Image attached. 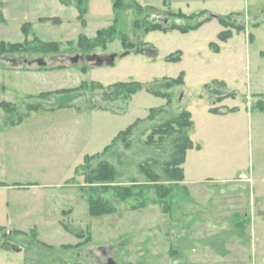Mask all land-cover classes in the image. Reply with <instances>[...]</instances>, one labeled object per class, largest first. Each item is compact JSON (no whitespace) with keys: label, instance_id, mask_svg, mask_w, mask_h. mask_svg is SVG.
Segmentation results:
<instances>
[{"label":"rangeland","instance_id":"374dc122","mask_svg":"<svg viewBox=\"0 0 264 264\" xmlns=\"http://www.w3.org/2000/svg\"><path fill=\"white\" fill-rule=\"evenodd\" d=\"M135 1L156 12L137 15L133 9H128L121 13L118 29L127 35L130 43H146L144 53L137 54V50L132 49L124 56L126 51L119 40L107 45L105 51L98 49L91 53H84L76 46L78 36L91 38L113 24L115 14L111 0H87L85 29L77 20L74 6L64 7L59 0H0V42L22 44L25 40L37 39L60 45L56 54L0 57V103H9L15 108L14 116L0 109V128L24 115L29 104H39L42 109L24 118L26 124L49 122L42 110H56L62 105L80 110L94 106L122 114L116 125L117 130L122 131L139 120L141 123L130 137L132 148L128 151L121 145L115 147L116 153L129 163L120 181L127 186L129 178L139 174L138 165L144 158L159 156L162 160L166 157L159 150L153 155L144 146L153 126L185 110L193 122L189 131L191 141L201 140L205 145L199 156L188 151L182 167L191 185L188 187L191 197L184 189L174 187L166 213L154 204L153 191H149L146 198L137 197L127 203L110 199L116 213L93 218L88 215L85 194L76 187L55 190L52 194L32 189L0 192V212L14 209L11 201L14 200L15 209L24 206V212L30 216L22 227L4 228L5 232L0 235V264H264V221L258 216L252 195L253 188L256 197L258 191L264 192V114L251 113L248 109L257 101V96L264 95V0ZM168 9L186 16L201 11L215 17L239 13L240 16L234 18L235 24L243 27L244 32L235 34L232 30V38L224 45L217 38L221 26L216 19L185 35L177 31L143 35L141 29H133L132 23L137 20L166 23ZM41 19L48 22L41 23ZM25 24L29 25L26 37L21 32ZM210 44L224 45V48L220 54H214ZM170 55L178 56V60L165 61ZM110 56H117L113 66L95 67L93 60L86 59ZM58 66L64 69L50 70ZM181 73L184 84L168 92L172 95L167 108L164 99L144 90L129 101L108 96L107 87L117 83L159 86L163 80L176 79ZM215 81L226 87L220 90L221 94L233 93L234 99L215 105L211 91L215 89L211 86ZM82 85L83 88L69 94L52 95L43 101L36 99L42 93L71 91ZM96 85L102 89L94 87ZM205 85H210V89H204ZM162 107L166 108V113L155 115L152 121L146 120L149 110ZM233 108L239 112H227ZM210 109L228 114L211 115ZM74 113L76 110H61L59 115L65 117L64 122H70ZM16 150L18 147L10 140L0 139V160L6 158L0 165V182L9 185L45 183L37 177V171L30 170L22 178L12 174V162L21 159L20 155H12ZM194 155L201 158L199 163L194 162ZM41 157L42 153L26 156L33 162L29 165L31 169ZM111 158L109 161L113 163ZM201 178L209 179L203 185L205 193L197 195V187L192 184ZM248 179L252 184L246 181ZM221 180L231 184L221 185ZM139 181H143L142 178ZM75 184L83 186V177H76ZM50 198H53L51 203ZM139 204H144V208H138ZM131 207L136 209L131 210ZM49 208H53V219L44 221L41 218ZM62 223L67 224L71 232L82 233L83 238L77 240L65 232ZM202 224L217 227L199 228ZM204 229L210 232L202 234ZM12 231L23 235L16 236ZM197 231L200 232L195 235ZM188 236L191 240L186 245H193L195 253L185 254L179 249L177 255L175 245ZM86 238L89 242L77 249L63 248L74 247ZM182 255L188 259L181 258Z\"/></svg>","mask_w":264,"mask_h":264},{"label":"trees","instance_id":"16d2710c","mask_svg":"<svg viewBox=\"0 0 264 264\" xmlns=\"http://www.w3.org/2000/svg\"><path fill=\"white\" fill-rule=\"evenodd\" d=\"M60 5L64 7H71L77 10V20L81 26L85 25L84 17L87 14V0H59ZM112 12L115 14L113 24L105 29L96 32L95 36L88 39L82 35L78 36L76 46L84 53H91L95 50L105 51L107 45L113 43L115 40H119L120 44L126 51L124 54L128 55L132 49L137 50V54L144 53L143 47L146 43L139 42L134 45L129 42L127 35L118 29V19L121 13L128 9H133L135 14L140 15L144 12H156L151 7H141L135 0H111ZM164 5L165 2H164ZM239 13H231L225 17H216L219 25L224 31L218 34L217 38L221 43H225L233 36L232 30L235 34L244 32V28L235 24L236 17H239ZM166 23H151L144 21H133L132 27L134 30L141 29L143 35H148L152 32H162L164 34L177 31L181 34H188L190 32L198 31L204 24L213 20V17L206 11H201L196 14L184 15L181 12H171L169 9L166 13ZM235 18V19H234ZM2 21L0 15V22ZM41 23L48 22V20L41 19ZM50 22H53L51 20ZM28 24H25L21 28L23 36H27ZM68 46L71 43H67ZM142 45V48H141ZM136 46V47H135ZM210 49L217 52V46L214 44L209 45ZM60 49L58 43H44L37 39L32 41L25 40L22 44H6L0 42V57L4 56H21L24 54H56ZM178 56L173 58L172 55L165 58V61H177ZM45 69V68H42ZM63 66H58L50 70H61ZM85 70V69H82ZM183 74L181 73L176 79H165L159 86H147L140 83H117L107 87L109 90L108 96L113 100L123 99L129 101L133 95L139 91L144 90L146 93L161 98L166 101L164 107H169L171 104V93L169 91L183 86ZM211 86H215L212 89V94L215 97V105L222 103L227 99H234L233 93L221 94L220 90H224L226 87L221 82H212ZM210 85H205L204 89H210ZM84 86L71 91H61L53 94L45 93L36 97L38 100H47L52 95L69 94L80 90ZM102 89L100 86H94ZM257 101L251 105V110L264 113V95L256 97ZM158 108L149 110L146 120L152 121L155 115H161L166 113V108ZM66 108L64 105L57 107V109ZM0 109H2L8 116L15 115V108L9 103H0ZM42 108L39 104L27 105L26 113L20 117H17L15 122H10V125L20 124L29 113L40 111ZM236 109L228 110L227 112H234ZM52 111V110H49ZM211 115H220L218 109H210L208 111ZM141 122L136 120L132 125L128 126L124 131L118 133L112 140L109 146L103 149L101 153L86 156L83 159L82 164L74 169L73 176L66 182V185L75 186L81 190L87 198L88 215L93 218L110 216L116 213V209L113 206L111 200L118 203H127L137 197H145L149 191H153L155 200L154 204L162 208V212L168 211L169 205L167 202L172 196V190L174 187L183 182L184 172L182 166L185 162L186 154L189 150L194 148V145L189 137V131L193 128V122L191 121V115L189 112L183 110L177 116L169 118L165 122L153 126L150 134L146 137L144 146L148 152H152L155 155V151H162L166 157L159 159L152 156L144 158L142 163L138 165V175L133 178H129V184L121 183L124 168L129 164L125 161L123 156L116 153L115 147L121 145L123 149L130 150L132 144L130 137L134 134L136 128ZM114 156V157H113ZM113 157V158H111ZM109 158L113 160V163L109 161ZM83 177V186L75 184V178ZM143 181H139L141 179ZM103 196H109L108 198ZM111 199V200H110ZM146 200V199H145ZM138 208H144V204H139ZM131 210H135L136 207H131ZM62 227L65 232L73 235L77 240L83 238L82 233H73L69 229L67 224L62 223ZM5 232L4 228H0V235ZM11 234L21 236L23 233L18 231H12ZM33 238L32 242H35V236L31 234ZM89 238H86L83 243H78L74 247L65 246L63 248L77 249L84 243H88ZM42 245V244H41ZM44 246V245H42ZM46 247V246H44ZM49 248V247H46Z\"/></svg>","mask_w":264,"mask_h":264},{"label":"crops","instance_id":"0c3cea01","mask_svg":"<svg viewBox=\"0 0 264 264\" xmlns=\"http://www.w3.org/2000/svg\"><path fill=\"white\" fill-rule=\"evenodd\" d=\"M85 27H87L86 22L84 27L81 26V28L85 29ZM222 31L224 30L221 27L220 33ZM223 44H228V41ZM224 45H216L218 46V50L217 52H214V54H220L224 48ZM65 107L66 108L56 110L54 109L52 111L42 110V113L47 116L46 118H48L47 120L49 121L46 123L26 124L23 122V119L20 124H4V126L0 128V139L4 138L6 140H10L12 143H14L15 146L18 147V150L13 151L12 155L21 156L19 162H12L14 164L12 174L16 176V178H22L26 176V174L30 172V170H33L34 173H36V171L38 172L37 177L39 179H43L45 181V183L42 184H38L35 182L26 185L20 183L9 185L7 183L0 182V192H21L24 191V189H32L45 192V194H52L56 192L55 190H69L71 188H75V186L66 185V182L72 178L74 169L82 164L83 159L86 156H92L101 153L104 148L110 145L116 135L122 132V130H117L116 128V125L120 122L119 116H121L122 114L108 109H98L94 106L86 107L85 110H80L79 108L72 109L71 106ZM248 109H250L251 113L257 112L251 110V108ZM61 110H76V113H74L75 115L73 118H71V116L68 117L71 118L69 120L70 122H64L65 117L59 115V112ZM39 112L40 111L31 112L25 119H28L30 118V115H36ZM237 112H239V109H236L234 112L229 113ZM225 114L228 113L222 112L220 115L215 116H222ZM259 114L264 113L259 112ZM192 143L194 145V148L189 151H192L197 156L201 155L205 148L204 143L201 140ZM196 143L198 144V147L196 146ZM30 144H34L35 146H30ZM32 153H42V157L40 160H37L38 164L34 165V168L31 169L29 165H33V162L28 160L26 156ZM24 154L26 156H24ZM197 156L195 158L194 155V162H196L197 160L199 163L201 158L197 159ZM5 160L6 158L1 157L0 165H2L3 162L5 163ZM37 165L39 166L37 167ZM2 172L3 174H5L7 171L6 169H4ZM55 179H58L57 182H54ZM191 179H193V177ZM208 179L209 178L196 179L194 184H192L193 186L197 187L195 191L197 195H203L205 193L203 191V185L206 184V181H208ZM246 181H248L249 183L252 182L251 179H248ZM220 184L228 185L231 183L228 180H221ZM178 186L185 190L189 198L191 197V191L188 188L191 185L188 184L185 173L183 182H181ZM10 195L13 196L12 194ZM252 195L253 198L255 197L253 200L254 206L257 207L258 216H260L264 221V192L258 191L256 197L253 188ZM52 200L53 198H50L49 202L51 203ZM11 201L12 206L15 205L16 208V202L14 200ZM15 208L12 210L0 212V228L24 226V220L28 219L30 216L27 215L26 212H24V206L22 208L20 207V209ZM52 209L49 208L48 213H45V215L41 219L44 221L47 219H53L54 211ZM236 225L242 227V224H235V226ZM207 227L210 229H215L217 226L215 224H202L199 226V228ZM199 232L200 231H197L195 235H198ZM207 232L210 231H207L206 229H204V231H201L202 234ZM190 240V236L182 238V241H180V243H178L174 247L175 253L178 255L180 249L182 253H189L188 251H190V254H194L195 252L193 245H186V243H189ZM185 248L187 249L184 250ZM181 258L188 259L185 255H182Z\"/></svg>","mask_w":264,"mask_h":264},{"label":"water","instance_id":"95a60500","mask_svg":"<svg viewBox=\"0 0 264 264\" xmlns=\"http://www.w3.org/2000/svg\"><path fill=\"white\" fill-rule=\"evenodd\" d=\"M156 23V22H155ZM126 56V54H124ZM116 56H110L107 59L95 58V57H87L86 59L95 62V67H102L104 64L107 66H113V62Z\"/></svg>","mask_w":264,"mask_h":264}]
</instances>
